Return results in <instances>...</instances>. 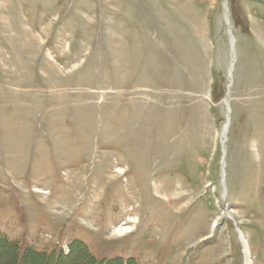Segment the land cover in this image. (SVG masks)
Returning <instances> with one entry per match:
<instances>
[{
  "label": "rangeland",
  "instance_id": "obj_1",
  "mask_svg": "<svg viewBox=\"0 0 264 264\" xmlns=\"http://www.w3.org/2000/svg\"><path fill=\"white\" fill-rule=\"evenodd\" d=\"M243 236L264 264V0H0V253L246 264Z\"/></svg>",
  "mask_w": 264,
  "mask_h": 264
},
{
  "label": "trees",
  "instance_id": "obj_2",
  "mask_svg": "<svg viewBox=\"0 0 264 264\" xmlns=\"http://www.w3.org/2000/svg\"><path fill=\"white\" fill-rule=\"evenodd\" d=\"M213 99L219 100L217 96H213ZM5 244L7 249L3 254L0 253V264H138L134 258L129 259L127 262L122 258L110 261L99 259L80 240L69 244V254H65L63 250L56 249H52V251L35 249L21 251L18 243L9 244L5 240Z\"/></svg>",
  "mask_w": 264,
  "mask_h": 264
},
{
  "label": "bare ground",
  "instance_id": "obj_3",
  "mask_svg": "<svg viewBox=\"0 0 264 264\" xmlns=\"http://www.w3.org/2000/svg\"><path fill=\"white\" fill-rule=\"evenodd\" d=\"M227 11V10H226ZM230 33H231V31H230ZM231 35L233 36V34L231 33ZM234 36H233V42H232V45L233 46H235L234 45ZM230 42H231V39H230ZM235 54H234V52H233V54H232V57H233V59H232V65L231 66H233L234 67V63H235V56H234ZM231 69V68H230ZM232 71H233V69H231V73H232ZM227 99V98H226ZM226 105H228V104H226ZM229 109H230V105H229ZM230 111V110H229ZM230 115H231V113H230ZM229 115V116H230ZM229 124L230 123H227L226 125V127L224 128L223 127V131H222V139L225 141V139H226V135H227V133H228V129H229ZM225 132H226V134H225ZM223 143V142H222ZM223 166V165H222ZM225 166V165H224ZM235 213L234 212H231L230 213V215L228 216V217H232V219L234 220L235 219ZM236 220V219H235ZM132 221V220H131ZM133 222V221H132ZM218 225V223H217V221H215L214 223H213V225H212V227H213V229L216 227ZM133 225L132 226H127V225H122V226H120V227H118V228H116L115 229V232H114V234L115 235H124V234H126V233H129V232H131L132 230H133ZM239 234V233H238ZM239 235H242V233L241 234H239ZM242 241H241V243H242V245H243V253H244V261H246V264H252V259H251V251H250V247H249V243L247 242V240H246V238L243 236L242 237V239H241Z\"/></svg>",
  "mask_w": 264,
  "mask_h": 264
},
{
  "label": "water",
  "instance_id": "obj_4",
  "mask_svg": "<svg viewBox=\"0 0 264 264\" xmlns=\"http://www.w3.org/2000/svg\"><path fill=\"white\" fill-rule=\"evenodd\" d=\"M230 29V28H229ZM233 38V37H232ZM233 42V41H232ZM228 110H229V108H228Z\"/></svg>",
  "mask_w": 264,
  "mask_h": 264
}]
</instances>
